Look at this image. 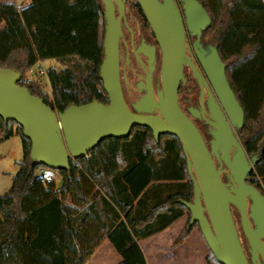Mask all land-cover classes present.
Here are the masks:
<instances>
[{
  "label": "trees",
  "instance_id": "1",
  "mask_svg": "<svg viewBox=\"0 0 264 264\" xmlns=\"http://www.w3.org/2000/svg\"><path fill=\"white\" fill-rule=\"evenodd\" d=\"M198 1L210 18L201 38L216 46L244 112L237 136L257 158L250 182L264 193V0ZM104 25L100 0L2 1L0 67L19 72L18 84L56 112L93 99L108 103L99 77ZM44 60L59 63L44 71L49 92L41 78L27 76ZM13 135L21 139L22 158L0 194V264H85L104 238L120 256L117 264H147L140 239L183 215L174 244L198 227L187 228L190 212L180 202L192 200L193 188L174 135L155 138L148 127L135 126L126 137L90 148L88 159L70 158L68 166L53 169L46 185L22 127L0 117V143ZM206 247V264H220Z\"/></svg>",
  "mask_w": 264,
  "mask_h": 264
},
{
  "label": "water",
  "instance_id": "2",
  "mask_svg": "<svg viewBox=\"0 0 264 264\" xmlns=\"http://www.w3.org/2000/svg\"><path fill=\"white\" fill-rule=\"evenodd\" d=\"M100 1L105 25L99 77L108 103L93 99L56 112L18 84L19 72L0 67V117L22 127V134L31 143L30 158L50 169L68 166L70 158L85 156L105 138L128 136L135 126L148 127L155 138L160 134L176 136L193 188L191 201L180 200L190 212L187 228L198 224L204 242L220 264H264V193L245 180L257 158L247 155L237 136L244 112L228 83L215 45L207 50L195 47L219 101L209 94L212 120L207 122L213 127L209 147L178 104L185 64L191 68L201 91L207 87L186 53L185 37L187 29L196 36L198 45L202 30L210 23L206 10L198 0H136L161 51L162 86L154 96L148 72L146 96L131 110L123 97L119 71L118 38L124 0ZM222 172L227 173L228 181L222 180ZM231 206L238 212L251 263L242 247Z\"/></svg>",
  "mask_w": 264,
  "mask_h": 264
},
{
  "label": "flooded vegetation",
  "instance_id": "3",
  "mask_svg": "<svg viewBox=\"0 0 264 264\" xmlns=\"http://www.w3.org/2000/svg\"><path fill=\"white\" fill-rule=\"evenodd\" d=\"M127 2L128 0H124V18H121V30L118 38L119 71L124 100L127 106L131 110H134V104L140 100L143 95L144 98L146 96V77L148 72L150 73L154 96H156L157 92L161 89V51L139 4L136 5L135 2H132V4L129 5ZM177 4L180 6V3ZM185 37L186 53L206 81L207 87L203 86V90L201 91L196 79L192 75L191 68L189 65L185 64L183 66L184 82H181L178 88V104L184 114L199 130L206 145L209 147V141L212 139L213 130V127L207 122V119L212 120L208 105L210 100L209 94L218 103L219 101L197 57L195 47L197 46L199 50H207L214 45V43L212 41H204L200 36L197 45L196 36L192 35L187 29H185ZM136 55L139 56L141 61L137 59ZM142 63L144 67H142ZM151 113L155 114L156 112L151 111ZM233 149L234 148L231 147V151ZM222 168H225L223 163ZM250 174L245 178L248 183H251ZM221 177L223 181H228L226 172H222ZM233 208L235 207L231 206V211ZM234 222L236 225L235 219ZM238 225L240 226L239 221ZM240 241L251 263V254L247 241L246 243H243L241 239Z\"/></svg>",
  "mask_w": 264,
  "mask_h": 264
},
{
  "label": "rangeland",
  "instance_id": "4",
  "mask_svg": "<svg viewBox=\"0 0 264 264\" xmlns=\"http://www.w3.org/2000/svg\"><path fill=\"white\" fill-rule=\"evenodd\" d=\"M8 1H10V0H8ZM16 1H18V0H16ZM132 2H133L132 0H128L127 4L131 5ZM50 66L57 67V66H59V63L55 60L40 61V62L36 63L27 73L28 77L38 76L39 78H41L43 88H44V90H46L48 92L50 91V89H49L48 81H47L46 77L44 76V71H45V69H47ZM21 158H22V146H21V139L18 135H13L9 139L0 143V194L4 193L10 187L12 176L17 171V166H16L15 162ZM47 169L49 172H52V170H53V169H50L49 167H47ZM60 181H61L60 177L58 175H55L56 185H59ZM232 213H233L234 219L236 221L238 235H239L240 239L242 240V242L246 243V239L242 233L240 226L238 225L239 215H238L236 208H233ZM184 220L185 219H183V221L181 222V227L183 226ZM178 224L179 223H176L172 227L171 231L176 230L178 227ZM181 227H180V229H181ZM192 230H195V239L192 242V244L190 245L191 249H192L191 250L192 253L190 254V260L186 261L181 256V258H180L181 260H180L179 264H188V263L189 264H206L205 259H206V257H208L210 255H209V252L207 250L204 239L202 238L198 227H193ZM167 235H168V233L165 234L164 238L167 237ZM171 239H172L171 241H173L175 239V236L172 237ZM159 240H162L164 242L167 241L168 244L170 242L169 238L163 239V237H161ZM106 244H108V241L106 242ZM106 246L107 245H105V247ZM163 252L164 253H171L172 250L169 248ZM97 257H100L101 262L104 264L105 263L117 264L120 261V260H118V261L115 260V255L113 252H108V251H105L104 249H102L101 255H98Z\"/></svg>",
  "mask_w": 264,
  "mask_h": 264
},
{
  "label": "crops",
  "instance_id": "5",
  "mask_svg": "<svg viewBox=\"0 0 264 264\" xmlns=\"http://www.w3.org/2000/svg\"><path fill=\"white\" fill-rule=\"evenodd\" d=\"M2 1H8V0H0V2ZM10 1H14L15 3L21 4V5H26L29 2V0H18V1L10 0ZM183 219H185L184 220V223H185L186 216L183 215L180 218H178L176 221L171 223L168 227L163 229L162 231L139 240V246L144 254L147 264H179L181 260L180 259L181 256L186 261L190 260V254L192 253L191 251L192 249L190 245L195 239V230H191V232L189 233V235L183 242L179 244H174L175 239L177 238V236L179 235V233L181 232L182 228L185 225L183 223V226L181 227V222L183 221ZM176 223H179L177 229L174 231H171L172 227ZM167 233H168L167 237L164 238L165 234ZM174 236H175V239L171 241L172 240L171 238ZM161 237H163V239L169 238L170 239L169 244L167 243V241L164 242L162 240H159ZM107 241H108L107 238H104L102 240V242L94 249L93 253L88 258V260L85 262V264H104L100 260L101 256L97 257L98 255H101L102 249L108 252H113L115 255L116 261L121 259L120 256L116 254L117 252L114 250V248L109 243V241H108V244H106ZM105 245L107 246L105 247ZM169 248L172 250L171 253L163 252Z\"/></svg>",
  "mask_w": 264,
  "mask_h": 264
},
{
  "label": "built area",
  "instance_id": "6",
  "mask_svg": "<svg viewBox=\"0 0 264 264\" xmlns=\"http://www.w3.org/2000/svg\"><path fill=\"white\" fill-rule=\"evenodd\" d=\"M89 157H90V154L85 155L86 159H88ZM47 171H48V169L44 165H40L37 168V174L41 177L42 183L44 185L49 184L53 180V176H52L51 172H49V171L47 172Z\"/></svg>",
  "mask_w": 264,
  "mask_h": 264
}]
</instances>
